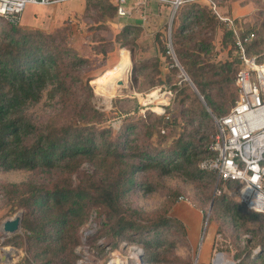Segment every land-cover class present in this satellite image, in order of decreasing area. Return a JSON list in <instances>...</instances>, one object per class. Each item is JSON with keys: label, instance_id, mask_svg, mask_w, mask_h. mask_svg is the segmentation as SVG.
<instances>
[{"label": "trees", "instance_id": "trees-1", "mask_svg": "<svg viewBox=\"0 0 264 264\" xmlns=\"http://www.w3.org/2000/svg\"><path fill=\"white\" fill-rule=\"evenodd\" d=\"M84 1L83 13L96 7L104 24H110L104 15L116 16V3ZM150 3L163 4L148 1L138 9ZM219 17L223 16L207 4L181 0L167 35L160 30L153 35L157 52L167 61L166 75L160 76L156 55L134 66L138 73L153 74L148 90L158 87L170 92L179 107L174 116L169 114V103L159 115L149 109L140 113L135 104H125L127 99L111 105L108 112L97 109L91 100V78L83 75L90 61L69 45L65 29H24L0 16V172L39 175L0 182L6 215L22 212L21 232L4 237L0 246L22 247L21 264H75L78 230L95 212L98 227L89 241L99 253L104 245L112 250L121 241L136 243L143 249L140 261L157 264L164 261L161 250L173 247L179 238L189 250L183 223L167 215L181 198L176 190H169L153 211L133 207L128 199L161 189V179L173 175L187 182L212 183L214 174L197 164L214 154L209 144L216 128L210 116L225 115L234 101V79L241 65L235 36L252 33L244 43L245 54L263 61L256 54L262 39H256L254 26L244 28L239 19L224 16L230 19L229 26ZM260 25L264 27V21ZM216 28L222 30L220 49L228 47L229 59L223 61L215 59L207 34ZM141 29L140 23H127L114 41L99 38L102 45L92 50L105 57L114 42L126 47L127 38ZM179 70L197 95L176 76ZM44 92L55 107L51 116L37 121L28 109ZM118 115L122 117L113 130L105 122ZM234 185L219 183L220 192L212 200L236 226L251 232L244 245L237 246L235 264H264V236L247 226L261 219L263 227L264 215L230 199L225 189ZM100 239L105 242L97 243ZM254 247L259 249L252 254Z\"/></svg>", "mask_w": 264, "mask_h": 264}, {"label": "rangeland", "instance_id": "rangeland-1", "mask_svg": "<svg viewBox=\"0 0 264 264\" xmlns=\"http://www.w3.org/2000/svg\"><path fill=\"white\" fill-rule=\"evenodd\" d=\"M171 0H165L160 4L150 3L142 11L140 9H134L131 15L128 17H117L114 16L110 18L108 15H104V20H107L110 24H104L105 22L99 19V12L96 7H90L89 11L84 14L83 10L79 15L67 16L63 21L50 22L48 25H43L40 28H24V29H36L40 31H50L51 29L63 28L66 34L67 42L70 46L77 50V52L86 57L90 61V66L84 72V76H89L91 79L89 84L92 87V103L94 106L104 112L111 110L112 106L117 103V101H123L127 99L125 104L136 105L138 109V102L142 99H138L139 96L151 93L157 88L148 90V83L153 74L150 72L138 73L135 71L137 62L143 58L152 57L156 55L159 57L160 61V76L164 77L167 73V67L165 64L167 61L163 56L156 50V42L153 39V35L160 30L164 35H167L170 28L171 19L174 13V7L169 3ZM201 4H207L214 9L216 14L219 16H228L239 19L244 28L249 26H254L256 39H262L260 44V52L256 53L261 55L264 61V27H261V21H264V0H197ZM64 3V2H63ZM85 3V1H84ZM58 6H36V9H40L47 16L54 15L53 9ZM41 15L40 13H37ZM45 16V15H42ZM140 23L141 31L129 36L127 38L128 45L126 47H119L118 42L113 43V48L107 52L105 57L100 53H94L92 47H100L102 44L97 40L99 38L106 40H113L115 35L120 31L121 27L127 23ZM17 26H19L17 24ZM20 27V26H19ZM22 28V27H21ZM211 34V42L214 46L213 51L217 54L216 60H226L229 59L227 55L228 47L220 49V39L222 30L216 28L212 33L210 30L207 34ZM123 41V40H122ZM103 48V46H102ZM158 48V47H157ZM155 49V53H154ZM255 49V48H254ZM133 51V55L132 52ZM254 53L253 49L251 50ZM131 54V55H130ZM254 55V54H253ZM129 60V72L126 76L125 83L126 87L121 89L110 99L105 100L102 96L95 93L96 89L99 88L98 82L109 72L115 71L120 68ZM178 78L186 80L183 73L179 70L176 74ZM186 83L187 80H186ZM189 88L195 93L192 85ZM235 86V85H234ZM160 91H166L160 89ZM170 93V92H169ZM196 94V93H195ZM168 95L169 103V114L178 116L179 107L177 101L173 100L171 94ZM197 95V94H196ZM127 97H131L127 98ZM198 97V96H197ZM102 98V99H101ZM233 99H235V90L233 93ZM200 101V97H198ZM156 101V100H155ZM150 105L151 109L155 108L154 102ZM54 100L47 98L46 93L42 94L41 100L34 106L30 107L29 113L35 120H44L49 115L53 114V104ZM141 103V102H140ZM114 111V110H113ZM113 111H111L113 113ZM140 112V111H139ZM122 116H111L105 122V124L112 127L113 130L119 126L120 119ZM213 127H215V116H210ZM214 136V135H213ZM204 159V158H202ZM201 159V160H202ZM200 160V161H201ZM199 161V162H200ZM198 162V164H199ZM197 164V166H198ZM199 168V166H198ZM200 169V168H199ZM39 175L30 174L24 171H9L0 172V182H17L20 180L28 178H37ZM163 187L153 193L147 195H133L130 196L128 202L131 206L140 208L145 211L155 210L160 203L166 197L167 192L170 190H176L181 198L172 205L168 211V216H172L170 211L178 202H186L197 208L202 213L201 221V231L200 240L198 244L191 248L188 243V249L183 245L180 238L176 240L173 247L167 246L161 250V257L164 261L157 264H198V258L201 255L202 245L209 231H211L212 245H211V256L210 261L207 264H213L216 254L222 255V257L229 261L230 264H235L236 260L234 254L237 252L238 247L244 245V240L251 237L250 231H245L239 226H236L234 222L229 217L223 215L221 208H216L213 206L212 198L218 195L215 191L216 187L218 189V184L215 183V175L212 183L210 185H205L202 181L187 182L184 181L179 176H168L161 179ZM220 190V189H219ZM228 197L235 202H239L234 196L230 195L231 189H225ZM210 193L206 200H201L202 195ZM179 196V197H180ZM243 204V203H242ZM246 208V207H245ZM7 207L3 203V198L0 197V223L11 216H7ZM247 209V208H246ZM175 218V217H174ZM98 217L95 212H93L88 221L83 224L78 230L79 244L75 247V252L77 253V258L75 264H147L141 263L140 258L143 254V249L139 244L136 243H126L121 241L115 249L110 250L106 245L103 246V252L99 253L90 244V238L95 233L98 227ZM262 223L261 219L255 222H248V228L254 230L259 236H264V226H260ZM219 229V231H218ZM221 229V231H220ZM21 227L18 231L13 234L20 233ZM13 234H3L0 232V241L4 237H9ZM186 235V234H185ZM188 241V240H187ZM104 239H100L97 243H104ZM13 248L16 250L11 256V260L6 263L0 264H21V258L24 255L23 248H16L13 246H0V248ZM213 247V249H212ZM259 247H254L251 249V253H257Z\"/></svg>", "mask_w": 264, "mask_h": 264}, {"label": "built area", "instance_id": "built-area-1", "mask_svg": "<svg viewBox=\"0 0 264 264\" xmlns=\"http://www.w3.org/2000/svg\"><path fill=\"white\" fill-rule=\"evenodd\" d=\"M67 1L70 0H0V16L17 24L27 5L51 6ZM148 1L154 0H130V6L126 0H116L115 14L126 17L132 7L139 8ZM180 1L171 0L169 3L175 8ZM219 19L232 25L227 17ZM252 37V33L235 36L234 45L241 61L234 79L235 99L225 115L214 119L216 133L209 144L214 154L202 159L198 166L213 173L216 184L233 182L235 185L230 195L248 210L264 215V61L258 62L255 56L245 54L244 43ZM167 46L169 48V43ZM166 94H170L169 91L161 92L157 88L139 96L138 99L142 100L138 102V111L142 113L149 109L163 115L169 99ZM153 101L155 108L151 109ZM215 191L220 192L217 187Z\"/></svg>", "mask_w": 264, "mask_h": 264}, {"label": "crops", "instance_id": "crops-1", "mask_svg": "<svg viewBox=\"0 0 264 264\" xmlns=\"http://www.w3.org/2000/svg\"><path fill=\"white\" fill-rule=\"evenodd\" d=\"M113 4L116 0H109ZM128 6L131 5L130 0H126ZM56 5V4H54ZM51 5V6H54ZM54 7V15L47 16L42 10L36 9L33 5H27L21 12L18 20V25L22 28H40L43 25H48L51 21H63L67 16L79 15L84 8V0H70L64 3L57 4ZM50 7V6H49ZM131 8V7H130ZM136 7H132L129 14L130 16ZM40 13L41 15H38ZM45 15V16H42ZM172 216L180 220L185 227V234L191 248H194L200 240L202 214L199 210L186 202H178L170 211ZM211 231L208 232L206 239L202 245L201 255L198 258V264H207L210 261L211 245H212Z\"/></svg>", "mask_w": 264, "mask_h": 264}, {"label": "bare ground", "instance_id": "bare-ground-1", "mask_svg": "<svg viewBox=\"0 0 264 264\" xmlns=\"http://www.w3.org/2000/svg\"><path fill=\"white\" fill-rule=\"evenodd\" d=\"M129 72V60L117 68L115 71L107 73L99 82V88L96 89L95 93L102 96L105 100L110 99L112 95L121 92L122 88L126 87L125 79ZM117 79L123 81V86H116L114 82ZM155 100V94L152 95ZM102 99V98H101ZM213 264H230L229 261L225 260L222 255L216 254Z\"/></svg>", "mask_w": 264, "mask_h": 264}, {"label": "water", "instance_id": "water-1", "mask_svg": "<svg viewBox=\"0 0 264 264\" xmlns=\"http://www.w3.org/2000/svg\"><path fill=\"white\" fill-rule=\"evenodd\" d=\"M185 77V76H184ZM187 80V78L185 77ZM116 86H123V81L117 79L114 82ZM22 218V212L17 211L11 218L5 219L0 223V232L3 234H13L20 229V222ZM16 252L13 248H0V263H6L11 260L12 254Z\"/></svg>", "mask_w": 264, "mask_h": 264}]
</instances>
